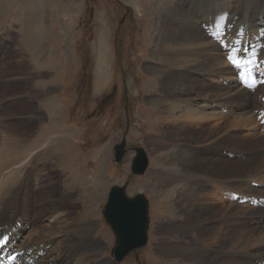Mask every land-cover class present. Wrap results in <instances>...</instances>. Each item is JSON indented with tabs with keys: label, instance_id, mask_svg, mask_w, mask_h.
Listing matches in <instances>:
<instances>
[{
	"label": "rangeland",
	"instance_id": "1",
	"mask_svg": "<svg viewBox=\"0 0 264 264\" xmlns=\"http://www.w3.org/2000/svg\"><path fill=\"white\" fill-rule=\"evenodd\" d=\"M181 2L0 0V144L17 148H14L17 152L10 154V165L0 172V186L6 180V190L10 193L6 198L15 201L10 206L13 216L19 214L16 206L22 216L33 217L42 200L40 207L50 205V199L53 200L51 204L54 203L52 190L57 197L64 189L70 193L66 203L67 211L71 213L70 228L59 233L63 237L58 236V240L52 242L48 256L53 253L52 257L76 258L74 261H77V257H84L77 246L82 242L86 243L83 249L86 247L89 251L91 264H118L112 255L116 237L103 216L110 189L118 185L126 186L130 197L143 194L148 199L150 218L147 245L119 264H194L181 261L194 257V251L202 245V235L191 224V219L196 210H200L201 201L205 197L206 202H211L212 198L216 200V194L212 187L199 191L198 183L207 181L180 180L181 166L176 158H182L181 144L173 141L165 122L158 121L163 113L162 101H171L173 97L168 94L164 74L147 71V67L162 63L163 55L154 52L155 47H162L167 34L184 31L186 19L192 17L207 35L212 36L218 31L214 42L223 47L219 53L228 63L221 66L226 75L215 73L216 76L208 79L199 75L202 72H195L196 78L200 80L201 77L212 87L225 88L241 83L243 68L251 80L257 78L260 83L251 84L253 89L245 87L251 95L245 98L243 108L238 109L241 104L235 107L236 111L244 112L249 106L254 108L264 104V99L261 100L264 44L260 45L258 41L259 36L264 35L259 32L264 25V0ZM171 6L179 9L174 13L167 12ZM170 21L174 28L164 30L165 23ZM106 40L109 49L103 59L100 45ZM239 45L247 47L248 56ZM228 76L233 80H226ZM179 97L185 96L182 93ZM217 102L214 103L216 110L220 109L221 102L227 104L224 99ZM255 116L258 129H241L240 134L259 140V137L264 138V110ZM8 132L13 136L10 137ZM122 139L126 140L125 156L116 164L114 148ZM160 141L161 146L153 145ZM208 142L187 143V147L198 146L201 151L192 155L204 160L210 154H217L212 150L207 152L204 147H209L206 146ZM174 143L176 147L172 146ZM137 148L144 149L149 156V168L142 176H133L131 170ZM245 149L246 145L240 149L242 155L239 158L229 152L224 159L247 162L249 157ZM98 167L101 168L99 179L95 178ZM27 175L32 177V196L27 208L21 209L22 185ZM12 187L17 189L15 194ZM48 195L50 199H46ZM238 197L231 202L233 205L244 204ZM32 219L29 227L23 226L15 233L20 237L15 241L16 246L40 226L42 221ZM90 220H95L96 230L87 237L77 236L74 226L80 222L78 227L83 229ZM237 221L241 224L240 219ZM222 223L220 221L219 225ZM228 230L236 234L242 226L236 224ZM4 233L12 239L9 232ZM163 246L165 252H162ZM172 247H179L180 252L171 253ZM42 248L39 245L33 250ZM43 258L38 257L39 260ZM241 259V264H248L246 258ZM262 262L264 264V259H258L253 264Z\"/></svg>",
	"mask_w": 264,
	"mask_h": 264
},
{
	"label": "bare ground",
	"instance_id": "2",
	"mask_svg": "<svg viewBox=\"0 0 264 264\" xmlns=\"http://www.w3.org/2000/svg\"><path fill=\"white\" fill-rule=\"evenodd\" d=\"M180 5L182 6V4ZM178 9L171 6L166 11L174 13ZM172 27V21L167 22L164 25V30L170 31ZM217 32H213L212 36H209L199 28L195 18L186 19V29L184 28V31L176 32L177 34L173 33V35H165L166 38L162 43V47L160 49L158 46L155 47L154 52H161L160 54L163 55V58H160L162 63L155 64L154 66H151L152 64L149 65L147 71L164 74V79L168 82V94H170V97H173L171 101H162L163 103L159 102L161 100L158 101L163 104V113H161V116L159 115L158 121L165 122L168 127V134L173 138V141L181 144L178 147L182 158H176V161H180L181 166V172L179 173L182 176L180 180L184 182H188L191 179L195 181H207L205 183H198L199 191L212 187L214 188L213 192L216 194V200L212 198L211 202H208V200L206 202L204 200L205 197L201 201L200 210H196V213L193 215L194 217L192 216L191 219V224L196 229H199L202 235L201 247L198 248V251H194V257L184 258L181 261H189L194 264H241L243 260L241 258H246L248 264H253L255 260L264 259V186H260L264 185V138L259 137V140H255L251 139V136L241 135L240 132L241 129H251L253 131L258 129V121L255 115L263 112L264 104L255 105L254 108L248 105L250 108L248 107L244 112H237L235 107L241 104L238 109L243 108V104H246L245 98L251 95L241 83L228 85L225 88H218L207 85L201 77L200 80L198 76L196 78L195 72H202L199 75H204L208 79L213 78L215 73L219 75L227 74L224 71L225 69L221 67L222 65L225 67L227 63L224 60V56L219 53L223 50V47L219 43L214 42ZM259 32L260 34L264 32V25ZM262 36V38L260 36L258 38L260 45L264 44V35ZM227 37L225 36L224 39H227ZM224 39H219L218 41H223ZM163 47L165 50H163ZM238 47L242 51L247 50L245 45H239ZM108 49L107 40L101 41L100 54L103 59L106 58ZM103 64L104 61L101 60L100 65L102 66ZM226 80H233V77L228 76ZM259 81L257 78L250 79V84ZM182 93L185 96L184 98L179 97ZM261 94V100L263 101L264 89ZM221 99H224L227 104L219 102L222 105L219 110H216L214 103H218L217 101ZM210 100H214V102ZM229 117H233L232 120H226ZM223 127L225 128L222 129ZM8 134H10V137L13 136L11 132H8ZM201 140L209 141L206 144L209 147H204L207 152L212 150L216 151L217 154L214 156L210 154V157L204 160L194 158L192 154L198 152L200 149L198 146H190L191 151L189 152L187 143L196 141L200 143ZM161 142L153 143V145L157 147L161 146ZM175 143L172 146L176 147ZM245 145L249 161L224 159L225 155L229 152L235 153L236 157L239 158L242 155L240 149L245 147ZM14 148L16 147L0 144V172L3 168L10 165L12 161L10 160V154L17 152ZM224 152L225 154H223ZM97 171L98 174L95 178L99 179L101 168L98 167ZM49 174L51 175V172ZM30 175L32 176V174ZM31 178L27 175L25 183L22 185L24 195L21 202L23 208L20 207L21 209L27 208L30 195L32 196ZM5 182L0 186V259L5 264H15L14 262H17V264H91L92 258L88 256L89 251L85 249L86 247L84 248L85 250L83 249L86 243L82 242H79L77 246H80L79 249L81 251L79 253L84 257H77V261H74L75 257V259L71 260H64V257H52L53 253L48 256L49 247L54 240H58L59 233L70 228L68 219L71 218V213L67 211L66 207L70 193L64 189L62 190V194L57 197L56 192L52 190L54 203L51 204L53 200L48 195L46 199H50V205L40 207L44 201L42 200L39 206H37L38 208L34 210L35 214L34 216L32 215L33 217L29 215L22 216L19 212V206H16L19 214L13 216L10 206L15 204V201L13 198L12 200L6 198L10 193L6 190ZM8 183L9 180H7L6 184ZM241 186H244L245 189ZM11 191L15 194L17 192L16 187H12ZM236 196H239L238 198L243 200V205L232 204ZM217 200L221 201V205ZM32 218H34L35 222L42 221L40 222V226L34 232H30L24 241H20V246H16L15 241L16 239L18 241L20 237H17L15 233H19L21 228L23 229L25 226L29 227L31 222H33L31 221ZM237 219L241 220V224L237 223ZM24 220L26 221L25 225L23 224ZM220 221L223 222L222 225H219ZM79 223H77V226H74L77 227L76 231L78 232H74L77 236L87 237L88 234L96 230L95 220H90V224L84 225L83 229L78 227ZM236 224L241 225L242 230L233 234L234 232L228 229ZM257 225L258 227H256ZM3 232H9L12 235V239H10L9 235L5 237ZM70 233L73 235L72 231ZM71 240L76 241L74 237H71ZM39 245H42L43 248L34 251V247ZM8 249L11 252L13 251L14 254H21V256L17 258L13 257L14 254L11 255ZM171 249V253L175 251L180 252L179 247H172ZM165 251L166 247L163 246L162 252ZM38 257L44 258L39 260Z\"/></svg>",
	"mask_w": 264,
	"mask_h": 264
},
{
	"label": "water",
	"instance_id": "3",
	"mask_svg": "<svg viewBox=\"0 0 264 264\" xmlns=\"http://www.w3.org/2000/svg\"><path fill=\"white\" fill-rule=\"evenodd\" d=\"M126 140L114 148V161L119 164L125 156ZM149 167V157L144 149L137 148L132 162V175L142 176ZM103 216L113 230L116 245L112 250L114 262L121 263L132 252L144 248L149 241V201L143 194L130 197L126 186L110 189L103 208Z\"/></svg>",
	"mask_w": 264,
	"mask_h": 264
},
{
	"label": "snow or ice",
	"instance_id": "4",
	"mask_svg": "<svg viewBox=\"0 0 264 264\" xmlns=\"http://www.w3.org/2000/svg\"><path fill=\"white\" fill-rule=\"evenodd\" d=\"M237 66H239V65H237Z\"/></svg>",
	"mask_w": 264,
	"mask_h": 264
}]
</instances>
